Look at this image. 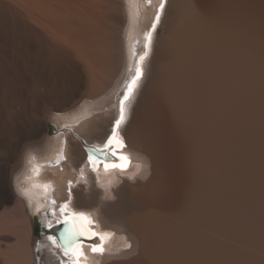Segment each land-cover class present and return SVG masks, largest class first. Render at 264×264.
Returning a JSON list of instances; mask_svg holds the SVG:
<instances>
[{"label":"bare ground","instance_id":"bare-ground-1","mask_svg":"<svg viewBox=\"0 0 264 264\" xmlns=\"http://www.w3.org/2000/svg\"><path fill=\"white\" fill-rule=\"evenodd\" d=\"M156 3L0 0V264H37L32 153L42 160L66 137L63 169L40 177L66 198L82 137L101 140L118 115ZM154 36L123 131L142 165L98 182L88 171L73 188L77 206L125 233L91 262L264 264V0H169ZM146 118L162 139L145 136ZM62 121L79 122L78 136L55 135ZM128 241L138 255L120 249ZM42 246L39 264H54L58 249Z\"/></svg>","mask_w":264,"mask_h":264},{"label":"snow or ice","instance_id":"snow-or-ice-1","mask_svg":"<svg viewBox=\"0 0 264 264\" xmlns=\"http://www.w3.org/2000/svg\"><path fill=\"white\" fill-rule=\"evenodd\" d=\"M147 3L152 6L153 0H147ZM168 3L169 0H157L153 21L149 29L144 33L143 50L140 53L135 52V50L132 51L131 55L135 59L134 74L124 86L123 95L119 100L118 117L112 122L108 135L101 145H89L84 142L85 159L83 166L79 170L80 179L85 177V168L95 173L97 177L100 175L101 169H103L105 174L112 170H119L122 175L125 173L129 157L124 154L127 144L121 132L127 131V126L130 123V110L136 102L139 90L147 80L146 70L148 65L146 62L149 61L152 55L154 34L161 22V17L165 14ZM143 131L149 139H162L164 136L163 128L151 118L145 119ZM68 159L69 157L62 150L54 164L56 167H62V163L68 161ZM36 175L39 176V172ZM150 175L151 172L149 171L147 177H150ZM79 183V180L75 184L71 179L67 181L65 187L66 198L59 205L51 196L46 198V203L50 207L43 214L53 217L55 223L49 220L47 223L42 222V226L48 233V240L61 253L60 264H88L86 246L88 252L104 256L107 252L105 242L114 235L112 232L96 231L98 224L93 214L73 207V188L79 186ZM43 187L49 193L55 190V186L50 182L43 184ZM101 187L104 188L105 193L108 192L107 187L103 185ZM22 194L28 200L29 208L31 209L30 191L25 188ZM41 207L42 205H37L34 215L40 213ZM41 250L40 245L34 242L37 262L39 261ZM124 250L129 257L139 254L138 245L134 246L131 242L125 243Z\"/></svg>","mask_w":264,"mask_h":264},{"label":"rangeland","instance_id":"rangeland-1","mask_svg":"<svg viewBox=\"0 0 264 264\" xmlns=\"http://www.w3.org/2000/svg\"><path fill=\"white\" fill-rule=\"evenodd\" d=\"M55 135H56V133H55ZM82 138H84L85 140H87L85 137H82ZM49 171H51V172H54L55 170H51V168H50V170ZM138 175V173L135 175V176H137ZM54 180V179H53ZM37 232V231H36ZM106 255V254H105Z\"/></svg>","mask_w":264,"mask_h":264}]
</instances>
